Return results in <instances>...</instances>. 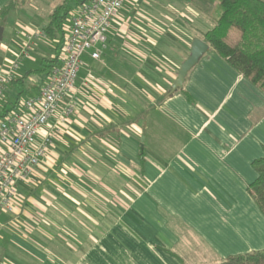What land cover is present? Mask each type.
Listing matches in <instances>:
<instances>
[{
  "label": "crops",
  "instance_id": "0c3cea01",
  "mask_svg": "<svg viewBox=\"0 0 264 264\" xmlns=\"http://www.w3.org/2000/svg\"><path fill=\"white\" fill-rule=\"evenodd\" d=\"M175 2L126 1L113 53L82 55L76 109L63 116L61 106L36 134L52 142L18 185L14 212H0V264H211L264 249V215L246 190L264 155V94L210 49L170 91L198 28L189 21L201 18ZM9 13L17 48L3 27L0 69L17 58L30 96L60 37H45L47 20ZM35 71L40 81L28 82ZM11 98L6 83L0 112Z\"/></svg>",
  "mask_w": 264,
  "mask_h": 264
},
{
  "label": "built area",
  "instance_id": "2783aa9c",
  "mask_svg": "<svg viewBox=\"0 0 264 264\" xmlns=\"http://www.w3.org/2000/svg\"><path fill=\"white\" fill-rule=\"evenodd\" d=\"M126 0H85L71 7L58 41L57 61L46 73L37 92L18 100L4 116H0V212H14V197L18 185L33 174L52 142L50 133L39 143L35 136L61 107L69 116L77 105L74 89L82 55L89 53L99 59L106 47L107 32ZM27 53L28 44L22 47ZM17 58L7 71L0 69V97L6 83L14 77Z\"/></svg>",
  "mask_w": 264,
  "mask_h": 264
},
{
  "label": "trees",
  "instance_id": "16d2710c",
  "mask_svg": "<svg viewBox=\"0 0 264 264\" xmlns=\"http://www.w3.org/2000/svg\"><path fill=\"white\" fill-rule=\"evenodd\" d=\"M19 0H10L0 8V20L17 6ZM23 3L26 0H20ZM62 0L48 14L42 27L48 39L62 38L65 22L71 6ZM75 4L85 0H73ZM190 4L201 14L211 18L212 26L202 32L201 38L209 49L224 59L235 71L248 79L264 94V0H181ZM60 40V39H59ZM58 40V41H59ZM59 43H57V46ZM57 61V56L42 60V71L48 72ZM25 77H13L8 83L17 90V104L24 91ZM179 89H182L179 88ZM183 91V90H182ZM173 92V91H171ZM187 98L190 95L184 91ZM9 108H4V116ZM140 151V163L143 165V152ZM256 171L255 179L246 186L247 192L254 198L259 210L264 215V155L251 163ZM211 264H264V249L232 254Z\"/></svg>",
  "mask_w": 264,
  "mask_h": 264
},
{
  "label": "rangeland",
  "instance_id": "374dc122",
  "mask_svg": "<svg viewBox=\"0 0 264 264\" xmlns=\"http://www.w3.org/2000/svg\"><path fill=\"white\" fill-rule=\"evenodd\" d=\"M126 1H128V0H126ZM148 1L151 3V0H148ZM164 1H165V3L168 2L167 5L170 6L171 3L174 4V3H176L175 1H177V0H164ZM178 1H181V0H178ZM60 2H62V0H34L33 2L27 3L25 6H20V7L18 6L17 10H14V11L10 12L9 14L15 13L17 16H20L22 19L26 18L27 15H31V16H34L37 20H39L41 23H44L47 20L48 14ZM73 3H74L73 0L69 1L68 5L73 7L74 6ZM18 5H19V3H18ZM189 6H190V4H189ZM194 11H196V13H198L197 15H200L201 18L197 21H193V20H192L193 22L189 21L190 23L194 24V26L198 27L197 29L192 31L195 35L193 37H191L190 45H191V42L194 38H201L202 32H204L205 30H207L208 28H210L212 26V21H211L210 17L201 14L196 9H194ZM174 12H175L174 13L175 17H177L179 14V11L175 7H174ZM15 18H16V16H14V14H12V15L6 16V18L0 23V26L2 28L3 27L5 28V32L3 34L2 42H4L8 38L7 39L8 44H9L8 47H10L11 49L17 48V46L15 45L16 41H14L13 38H16V33L18 32V28L16 26L12 27ZM115 20H116V22H118V21H122L124 23L129 22V20L127 18L124 20L123 17H118V16L115 17ZM184 25L186 27L190 26V25L186 24L185 22H184ZM12 32H14V34ZM114 36H116V35H115V32L113 31V28H109V30L107 32V39L109 38V40H107L106 47L103 49V52L105 51V53H107V54L113 53L112 44H113V46L117 45V44H115L117 42V40H116V42L114 40V42L112 43V39ZM168 64H170V63H168ZM29 65L32 67H38V66H40V62L38 60L36 63H34V62L29 63ZM40 78H41V76L38 74V71H35V72H33L32 77H31V79L28 80V82H31V81L32 82H39ZM29 92L30 91L26 88L23 91V93L20 95V100H23L24 98L28 97ZM11 99H12L11 102H13L14 98H11ZM141 137H142V135H141ZM141 137H140V139H141Z\"/></svg>",
  "mask_w": 264,
  "mask_h": 264
},
{
  "label": "water",
  "instance_id": "95a60500",
  "mask_svg": "<svg viewBox=\"0 0 264 264\" xmlns=\"http://www.w3.org/2000/svg\"><path fill=\"white\" fill-rule=\"evenodd\" d=\"M2 27L0 26V40ZM209 49V45L200 38H194L190 45V51L186 59L181 63L174 84L170 91L182 86L187 72L198 62L200 57Z\"/></svg>",
  "mask_w": 264,
  "mask_h": 264
}]
</instances>
